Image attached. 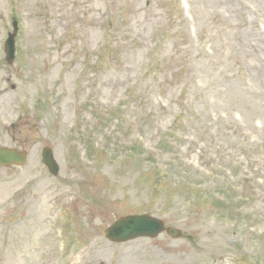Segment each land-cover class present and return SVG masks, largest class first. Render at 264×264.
Returning a JSON list of instances; mask_svg holds the SVG:
<instances>
[{
  "label": "rangeland",
  "instance_id": "1",
  "mask_svg": "<svg viewBox=\"0 0 264 264\" xmlns=\"http://www.w3.org/2000/svg\"><path fill=\"white\" fill-rule=\"evenodd\" d=\"M0 148V264H264V0H0Z\"/></svg>",
  "mask_w": 264,
  "mask_h": 264
},
{
  "label": "water",
  "instance_id": "2",
  "mask_svg": "<svg viewBox=\"0 0 264 264\" xmlns=\"http://www.w3.org/2000/svg\"><path fill=\"white\" fill-rule=\"evenodd\" d=\"M13 34L8 35L5 42L6 62L10 65L14 60L15 53V36L17 33L16 23L13 24ZM43 162L51 175H57L58 168L53 161L51 150L45 149L42 153ZM25 152H17L9 148H0V167L21 166L24 164ZM164 224L162 221L153 217L127 216L116 219L104 231L105 238L111 243H124L138 238H155L160 233L164 232ZM167 234L172 238H178L180 233L174 229H166Z\"/></svg>",
  "mask_w": 264,
  "mask_h": 264
}]
</instances>
